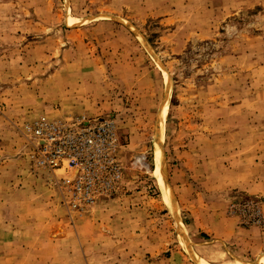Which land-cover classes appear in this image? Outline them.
<instances>
[{
  "label": "rangeland",
  "instance_id": "rangeland-1",
  "mask_svg": "<svg viewBox=\"0 0 264 264\" xmlns=\"http://www.w3.org/2000/svg\"><path fill=\"white\" fill-rule=\"evenodd\" d=\"M77 114L114 121L119 167L83 208L28 140L36 121ZM0 179V264H194L164 181L199 256L255 262L264 0H0Z\"/></svg>",
  "mask_w": 264,
  "mask_h": 264
},
{
  "label": "built area",
  "instance_id": "built-area-1",
  "mask_svg": "<svg viewBox=\"0 0 264 264\" xmlns=\"http://www.w3.org/2000/svg\"><path fill=\"white\" fill-rule=\"evenodd\" d=\"M114 121L105 116L77 114L66 119H40L28 134L31 155L37 165L45 167L52 179L57 172L62 187H69L73 208L92 204L101 190H107L119 176L114 157L116 146ZM103 173L109 179L102 177Z\"/></svg>",
  "mask_w": 264,
  "mask_h": 264
},
{
  "label": "bare ground",
  "instance_id": "bare-ground-1",
  "mask_svg": "<svg viewBox=\"0 0 264 264\" xmlns=\"http://www.w3.org/2000/svg\"><path fill=\"white\" fill-rule=\"evenodd\" d=\"M155 53V52H154ZM167 90L165 94V98L162 102L161 109L158 114L157 123H156V131H155V137H154V155L155 159L157 161V166L160 168V171L162 170V163L164 158V152L162 148V139L164 135V119L166 116V110L167 106L170 100L171 96V90H172V83L169 77H167ZM159 170V169H158ZM159 172V171H158ZM166 180V179H165ZM163 191L166 199L170 203L171 211L174 213V216L177 220L178 225V231H179V237L180 240L185 244V247L187 248L188 253L190 254L192 260L194 261V264H212L209 261L205 260L201 256L196 253L193 248L189 245L187 232L185 231V225L181 220L180 214L178 212L177 203L171 194V191L167 185V183L164 181L163 184ZM164 197V198H165ZM220 264H264V253L259 256V258L255 262H246L239 258H237L234 255H231L227 260Z\"/></svg>",
  "mask_w": 264,
  "mask_h": 264
},
{
  "label": "crops",
  "instance_id": "crops-1",
  "mask_svg": "<svg viewBox=\"0 0 264 264\" xmlns=\"http://www.w3.org/2000/svg\"><path fill=\"white\" fill-rule=\"evenodd\" d=\"M2 220L3 221H6V219H2ZM13 224H14V221H12V223L9 222V225H8L9 229H12L13 228ZM45 226H47V225H45Z\"/></svg>",
  "mask_w": 264,
  "mask_h": 264
}]
</instances>
